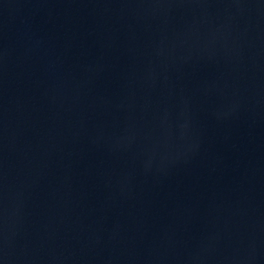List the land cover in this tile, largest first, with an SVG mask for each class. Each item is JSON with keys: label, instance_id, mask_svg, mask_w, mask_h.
<instances>
[{"label": "water", "instance_id": "1", "mask_svg": "<svg viewBox=\"0 0 264 264\" xmlns=\"http://www.w3.org/2000/svg\"><path fill=\"white\" fill-rule=\"evenodd\" d=\"M0 264H264V0H0Z\"/></svg>", "mask_w": 264, "mask_h": 264}]
</instances>
